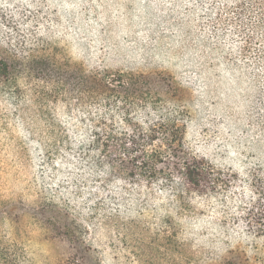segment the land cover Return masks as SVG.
I'll return each mask as SVG.
<instances>
[{
	"label": "rangeland",
	"instance_id": "obj_1",
	"mask_svg": "<svg viewBox=\"0 0 264 264\" xmlns=\"http://www.w3.org/2000/svg\"><path fill=\"white\" fill-rule=\"evenodd\" d=\"M24 1L18 9L11 2L13 15H0V39L17 50L36 38L55 42L57 66L43 79L18 71L0 89V235L22 264H61L63 248L25 203L33 179L42 184L37 154L46 126L73 112L75 65L173 76L188 93L189 139L211 158L225 160L223 151L254 135L255 103L264 94V17L251 0ZM156 81L151 94L165 90ZM99 218L98 246L112 264L219 263L220 244L205 236L208 219L186 228L190 237L176 254L152 242L143 221ZM243 257L264 264V240Z\"/></svg>",
	"mask_w": 264,
	"mask_h": 264
},
{
	"label": "trees",
	"instance_id": "obj_2",
	"mask_svg": "<svg viewBox=\"0 0 264 264\" xmlns=\"http://www.w3.org/2000/svg\"><path fill=\"white\" fill-rule=\"evenodd\" d=\"M12 1L16 9L27 6L0 0V15H13ZM250 5L264 17V0ZM5 42L0 39V89L18 71L43 79L57 66L55 42L36 38L25 50ZM75 68L73 112L46 126L37 154L42 184L33 179L25 203L63 248L61 264H112L98 246L101 216L131 217V226L143 221L152 242L176 254L190 237L186 228L208 219L205 236L220 244L217 264H246L243 256L264 240V94L255 103L254 135L223 151L225 161L202 154L189 139L188 93L170 74ZM156 80L165 90L151 94L148 84ZM2 242L0 235V264H22L12 244Z\"/></svg>",
	"mask_w": 264,
	"mask_h": 264
}]
</instances>
